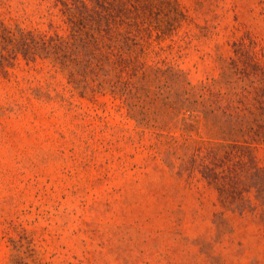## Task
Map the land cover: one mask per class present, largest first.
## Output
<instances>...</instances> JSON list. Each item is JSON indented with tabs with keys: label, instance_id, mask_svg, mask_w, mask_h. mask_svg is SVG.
Segmentation results:
<instances>
[{
	"label": "rangeland",
	"instance_id": "374dc122",
	"mask_svg": "<svg viewBox=\"0 0 264 264\" xmlns=\"http://www.w3.org/2000/svg\"><path fill=\"white\" fill-rule=\"evenodd\" d=\"M0 264H264V0H0Z\"/></svg>",
	"mask_w": 264,
	"mask_h": 264
},
{
	"label": "trees",
	"instance_id": "16d2710c",
	"mask_svg": "<svg viewBox=\"0 0 264 264\" xmlns=\"http://www.w3.org/2000/svg\"><path fill=\"white\" fill-rule=\"evenodd\" d=\"M82 30H83L82 28H81V29L79 28V29H78V32H79V31L82 32ZM73 32H74V34H75V33H78L75 29H73Z\"/></svg>",
	"mask_w": 264,
	"mask_h": 264
}]
</instances>
